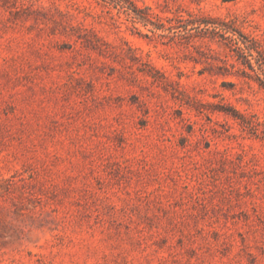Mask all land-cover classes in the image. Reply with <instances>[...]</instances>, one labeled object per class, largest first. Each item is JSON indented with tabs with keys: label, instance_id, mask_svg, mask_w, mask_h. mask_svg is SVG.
<instances>
[{
	"label": "rangeland",
	"instance_id": "obj_1",
	"mask_svg": "<svg viewBox=\"0 0 264 264\" xmlns=\"http://www.w3.org/2000/svg\"><path fill=\"white\" fill-rule=\"evenodd\" d=\"M127 1L0 0V264H264V0Z\"/></svg>",
	"mask_w": 264,
	"mask_h": 264
},
{
	"label": "trees",
	"instance_id": "obj_2",
	"mask_svg": "<svg viewBox=\"0 0 264 264\" xmlns=\"http://www.w3.org/2000/svg\"><path fill=\"white\" fill-rule=\"evenodd\" d=\"M107 1V0H103ZM110 3L113 4L114 7H116L119 12H125L129 15L131 18L132 23L135 22H143L145 25H150V31L153 33V35H156L157 37H160L161 39H164L166 37H171L183 29H189L188 26H193L195 28H204L209 29V26H213L212 30H214L216 25L213 23V21H210L208 19H201L198 21H194L193 19L189 18H181L179 21H176L177 18L174 17H162L160 14L155 13L153 11H150L148 8L140 9L138 8L134 3H129L127 0H109ZM110 19L114 22L117 21L114 15H110ZM175 20V21H174ZM180 21H183L181 25L178 23ZM223 28V27H220ZM176 29V30H175ZM159 30V32H157ZM168 32V33H165ZM172 33V35H169V33ZM219 32V30L215 31ZM223 35V33H220ZM264 83V81H263Z\"/></svg>",
	"mask_w": 264,
	"mask_h": 264
}]
</instances>
